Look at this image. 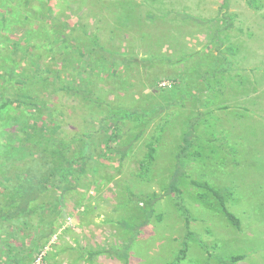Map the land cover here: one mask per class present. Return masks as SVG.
<instances>
[{"label":"rangeland","instance_id":"1","mask_svg":"<svg viewBox=\"0 0 264 264\" xmlns=\"http://www.w3.org/2000/svg\"><path fill=\"white\" fill-rule=\"evenodd\" d=\"M75 1L56 2L62 4L56 22L66 19ZM99 1V13L89 0L79 2L81 9L89 5L92 11H83L87 19L90 14V45H97L90 60L35 51V57L44 55L35 65L50 70L41 73L49 83L19 84L27 85L25 93L40 92L44 110L32 118L46 128L53 127L48 116L53 104L67 109L60 90L73 78L87 86L103 76L99 87L106 89L101 91L104 106L78 112L91 121L88 133L103 125L101 119L110 118L112 109L119 112L120 120L110 124L118 133L115 144L127 147L128 156L121 167L112 156L95 160L93 180L89 176L93 184L84 201L90 216V226L82 229L88 231L81 242L86 260L264 264V0ZM115 12L122 16L119 21ZM131 14L139 21H125ZM99 48L121 54L127 63L114 56V65H105ZM33 65L26 66L29 75ZM6 119L12 124L11 117ZM187 133L193 135V146L181 155ZM154 136H159L155 161L139 178L140 161ZM191 152L200 156L192 158ZM179 173L178 190L171 192L170 183ZM192 183L207 185L221 198ZM73 204L67 202L61 212L62 227L76 214L70 210ZM51 247L44 251L47 256Z\"/></svg>","mask_w":264,"mask_h":264},{"label":"trees","instance_id":"2","mask_svg":"<svg viewBox=\"0 0 264 264\" xmlns=\"http://www.w3.org/2000/svg\"><path fill=\"white\" fill-rule=\"evenodd\" d=\"M35 1H42L43 4L38 6ZM57 1L62 0H0V264H34L62 227L63 223L59 218L67 202L74 203L70 210L85 207L84 201L93 184L89 176L93 180L96 172L95 160H108L112 156L114 160H119L118 165L121 167L128 156L124 150L127 147L122 148L115 144L118 133L113 129L112 121L120 120L119 112L112 109L111 117L114 119L102 118L103 121L100 122L105 123L98 125L96 131H91L92 134L88 133V123L91 121H87L81 114L78 115V112L89 111L92 107L100 110L104 106L101 91L106 89L99 87L100 84L103 85V76L93 79L88 83V87L73 78L72 84L61 88L62 97L66 99L68 107L65 110L54 107L53 104V108L49 110L51 113L48 114L53 122L52 128H46L43 121H35L32 118L35 111L42 112L44 107L40 105V92L33 90L32 93H25L26 87L38 80L44 84L49 83V79H43L41 73H50L46 67L35 65L37 60L44 57H35V51L47 49L46 53L49 54L56 51L59 56L77 55L80 60L83 58L84 62H87L90 60L91 51L97 49L95 41L90 45L87 29L92 11L88 6H97L94 11L99 13L100 1L89 0V5L81 9L79 2L87 0H76L70 4L66 19L56 22L59 8H62V4L56 3ZM84 10L91 12L88 19L83 15ZM113 15L115 21L122 17L117 12ZM132 15H127L125 21L138 22L139 18ZM100 19L101 16L98 21H101ZM100 49L98 56L105 65H114V56L122 60L121 64L127 63V59L121 54H110ZM30 62L35 68L31 75L26 73V66H29ZM101 73L108 74V71ZM214 73L215 71L209 74ZM20 83L27 85L19 86ZM175 85L176 81L173 80V86ZM173 86L170 85L168 89ZM206 105L209 106V101ZM69 109L72 113H68ZM75 112L77 115H74ZM7 116L13 119L12 124L6 119ZM75 117L81 120L77 121ZM7 127L10 131H7ZM110 127L113 130L107 134L105 130ZM190 133L184 136L181 155H187L193 146V135L190 136ZM216 133L218 132L215 131L214 134ZM46 134L50 135V139ZM6 135L9 137L1 141ZM37 138V142L32 141ZM20 140H23V143ZM29 140L32 142L28 143ZM158 140L159 136H154L146 145L147 152L139 164V171L142 173L137 172V177H144L154 163ZM41 144L43 146H40ZM190 156L197 158L200 154L191 152ZM179 175L180 173L176 174L170 183L171 192L178 190ZM192 184L207 188L221 198L218 191L207 185ZM51 197L53 202L47 199ZM226 211L228 219L237 223L233 215ZM48 219L52 220V223H48ZM184 252L185 250H182L181 255ZM237 259L234 258V261ZM44 262L50 264L47 255Z\"/></svg>","mask_w":264,"mask_h":264},{"label":"crops","instance_id":"3","mask_svg":"<svg viewBox=\"0 0 264 264\" xmlns=\"http://www.w3.org/2000/svg\"><path fill=\"white\" fill-rule=\"evenodd\" d=\"M51 219H53V216ZM89 219L90 216L88 212L86 213V207L77 209L69 225L67 227H61L56 232L50 241V246H52L51 253L49 251L48 255L50 264H90L94 261V256L86 260L85 253H83L85 252L83 250L84 248L81 246V242L87 239L86 234L88 232L82 229L90 226ZM48 220V223H52V220Z\"/></svg>","mask_w":264,"mask_h":264},{"label":"built area","instance_id":"4","mask_svg":"<svg viewBox=\"0 0 264 264\" xmlns=\"http://www.w3.org/2000/svg\"><path fill=\"white\" fill-rule=\"evenodd\" d=\"M163 86H169L166 85L165 83L163 84ZM44 258H46V253L42 252L35 260L34 264H47L44 262Z\"/></svg>","mask_w":264,"mask_h":264}]
</instances>
